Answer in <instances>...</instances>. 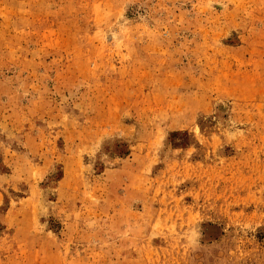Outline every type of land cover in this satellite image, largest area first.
Wrapping results in <instances>:
<instances>
[{"label": "rangeland", "instance_id": "obj_1", "mask_svg": "<svg viewBox=\"0 0 264 264\" xmlns=\"http://www.w3.org/2000/svg\"><path fill=\"white\" fill-rule=\"evenodd\" d=\"M0 264H264V0H0Z\"/></svg>", "mask_w": 264, "mask_h": 264}]
</instances>
